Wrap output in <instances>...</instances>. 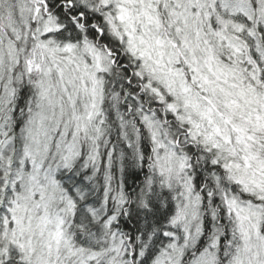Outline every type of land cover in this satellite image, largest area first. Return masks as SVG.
<instances>
[{
  "label": "snow or ice",
  "instance_id": "obj_1",
  "mask_svg": "<svg viewBox=\"0 0 264 264\" xmlns=\"http://www.w3.org/2000/svg\"><path fill=\"white\" fill-rule=\"evenodd\" d=\"M0 264H264V0H0Z\"/></svg>",
  "mask_w": 264,
  "mask_h": 264
}]
</instances>
